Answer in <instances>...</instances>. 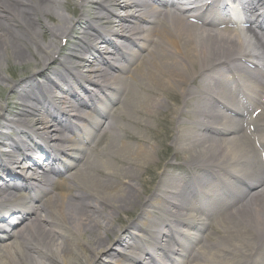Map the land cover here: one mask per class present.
<instances>
[{"label": "bare ground", "instance_id": "6f19581e", "mask_svg": "<svg viewBox=\"0 0 264 264\" xmlns=\"http://www.w3.org/2000/svg\"><path fill=\"white\" fill-rule=\"evenodd\" d=\"M204 1L188 9L178 2L161 8L157 1L78 0L80 10L86 3L93 9L92 17L80 13L86 24L82 42L60 61L64 73H47L62 48L55 39L72 31L80 17L74 23L62 13L68 0H0V69L8 56L21 64L36 62L44 69L34 74L49 82L42 87L28 78L24 95L21 84L13 86L11 96L19 95L22 108L16 118L0 121V128L18 137L11 152L0 155V178L11 181L0 186V220L9 216L8 223L18 226L11 238L0 230V264H158L160 252L177 255L174 264H264V151H258L264 148V0H240L243 30L212 28L222 15L215 11L225 7L222 0ZM110 5L127 11L118 14ZM107 25L123 42L108 53L114 65L98 56L99 40L113 44L103 32ZM40 34L49 36L46 43ZM235 58L243 64L233 71ZM79 68L88 69L78 74ZM85 82L106 96L87 91ZM131 83L135 89L113 114L159 113L160 132L139 122L148 137L124 131L119 138L124 128L104 108L119 102ZM76 87L84 88L89 102L79 99ZM56 91L62 95L53 107ZM7 103H0V118L12 111ZM164 105L168 116L159 111ZM170 115L176 123L173 150L181 162L166 161L159 170L152 162L159 145L147 139L163 140ZM96 132L110 135L102 142ZM5 135L0 129V143ZM46 142L62 145L63 154L43 148ZM37 149H45V164L36 159ZM158 173L150 192L143 177L151 182ZM219 226L221 236L210 239ZM124 242L129 250L117 253L113 245ZM101 255L108 258L100 262Z\"/></svg>", "mask_w": 264, "mask_h": 264}, {"label": "rangeland", "instance_id": "374dc122", "mask_svg": "<svg viewBox=\"0 0 264 264\" xmlns=\"http://www.w3.org/2000/svg\"><path fill=\"white\" fill-rule=\"evenodd\" d=\"M75 3H77V0H68V3H66L65 5L63 4L62 7L60 8V10L62 11V13H64L66 16H68L74 23L80 17V13L82 10H83L84 14L89 15L91 17V14H88V12L92 13V11H93L90 6L85 5L82 7V10H80L79 8L74 7V6H76ZM116 11L121 12V9L116 10ZM122 12L124 13L125 11H122ZM82 20H83L82 17H80L79 21H82ZM45 21L48 25L54 24V22L51 20L45 19ZM84 25L85 24L80 23L79 25H76V27L72 31L64 33V35H65L64 39L59 38V36H57V39H55L56 44H60L62 47L60 52H59L60 54H58L59 60L63 59L62 58L63 55L66 52H70L69 49L75 47L76 43H80L78 38L80 36H82L81 34H82L83 29H84ZM48 38H49V36L47 34H44V35L40 34V37H39V39L42 43H46L48 41ZM66 39H67L66 45H65V47H63V44H62V43H64L63 40L66 41ZM28 48H32V47H28ZM50 61L51 60H49V67H48L47 73H50L52 71H55L57 73L63 71V66L60 65V62H58V60H57V62H53L52 64H50ZM35 64H36V66H35ZM35 64L32 62L22 63V64L17 63L12 58H10V56H8L6 62L1 67V69H0V103L5 105L6 102L9 103L11 101V105H12L11 106L12 111L10 113H9V111L4 112L2 115V118H0V119H2V122L7 123L8 120H6V118H9V119L12 118L14 116V114L18 113L20 111V109L22 108V105H20V100L18 99L19 95L16 94L13 97L11 96V94L13 93L12 87L14 86V84H15V87L13 89H16V87L18 89V86H20V84H21V86L26 87V86H24V85H26L25 80H27L28 78H31V80H33L35 82L37 81V79H40L41 82L44 81V77H41L37 74H34V72L37 73L39 70L44 69V67H42L39 63L35 62ZM4 77H6L8 81H5ZM3 78H4V80H3ZM19 89H20V87H19ZM135 93H137V92H135ZM138 93H142L141 90H138ZM159 94L160 93H158V95ZM165 109H166V105L161 107V110H159V111L161 112L164 110L168 116L169 115L168 109H166V110ZM132 114L135 115L136 113H133V111H132L130 115H127L125 112L123 117L130 118V116ZM158 115H159V113H158ZM158 115L155 117H151V118L142 116L141 118L144 119V121L146 119H149L148 122L145 121L148 124V126L154 130L160 129L159 130V132H160L161 131V125L157 122ZM136 116H139V115H136ZM169 117L172 121L171 129L169 128L170 129V138H169V129L167 130V128H165V129H162L163 130V135H162L163 140L159 139V137H158L159 135L153 136V137H152V135H149L151 138L147 139L149 141V143H151V144H153V142H154V144L157 143V145H159L160 148L162 149V150H159V154L154 153V155L152 156V162L154 163V166H157V169H158L159 165L164 166V163H165L164 160L162 161L161 164L158 163V161H161L160 158H162L163 151L167 154L166 160L170 161V159L173 157V151L174 150H173L172 141H173V136L175 133V125L173 124L172 115H170ZM115 121H116V124L118 126L124 125L126 123V120L124 118L120 119L119 117L115 118ZM167 123H169V119H167ZM4 129L6 131L10 132L11 136H14L11 129H8V128L6 129L5 127H4ZM124 131H126L130 134H133V135H144L147 137L149 134L147 129L137 127L136 125L135 126L128 125V123L126 124V126H124L123 132ZM154 140H156V143ZM5 141H6V139H5ZM129 141H131V140H129ZM1 149L2 148L0 146V150ZM171 149H172V151H170ZM163 157H164V155H163ZM111 163L114 164L113 161H111ZM139 172H140V170H136L137 174ZM4 178L6 179L8 177L4 176ZM143 179L146 181V185L149 187L150 192H153L158 180L160 179V176L158 174H156V178L151 182L148 180V176H146V175H144ZM1 182H2V180L0 179V184H1ZM140 199L144 200L145 195L140 196ZM132 209H133L132 215L134 216V218H136L138 216V214L140 213L139 204L132 207ZM121 227H123V226L121 225ZM129 230L132 231V229H129ZM221 231L222 230L219 229L218 232L215 233L212 237L213 238L220 237L222 234ZM114 247H115V245H113V249H114ZM121 249L125 250V248L123 247V244H122ZM107 258H108L107 255H101V256H99L98 261H100V260L102 261V260L107 259Z\"/></svg>", "mask_w": 264, "mask_h": 264}]
</instances>
